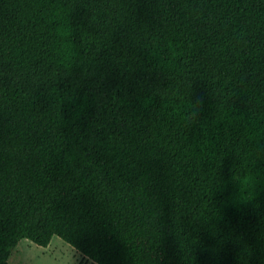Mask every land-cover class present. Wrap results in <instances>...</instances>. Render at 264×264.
<instances>
[{"label":"trees","instance_id":"1","mask_svg":"<svg viewBox=\"0 0 264 264\" xmlns=\"http://www.w3.org/2000/svg\"><path fill=\"white\" fill-rule=\"evenodd\" d=\"M264 264V0H0V264Z\"/></svg>","mask_w":264,"mask_h":264},{"label":"rangeland","instance_id":"2","mask_svg":"<svg viewBox=\"0 0 264 264\" xmlns=\"http://www.w3.org/2000/svg\"><path fill=\"white\" fill-rule=\"evenodd\" d=\"M8 264H95L58 235L46 247L22 238L11 251Z\"/></svg>","mask_w":264,"mask_h":264},{"label":"crops","instance_id":"3","mask_svg":"<svg viewBox=\"0 0 264 264\" xmlns=\"http://www.w3.org/2000/svg\"><path fill=\"white\" fill-rule=\"evenodd\" d=\"M9 260V259H8Z\"/></svg>","mask_w":264,"mask_h":264}]
</instances>
